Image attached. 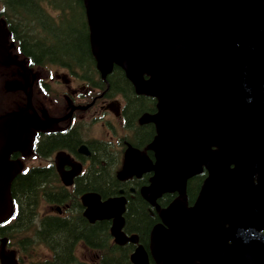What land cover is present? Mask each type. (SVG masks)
Listing matches in <instances>:
<instances>
[{
  "label": "water",
  "instance_id": "1",
  "mask_svg": "<svg viewBox=\"0 0 264 264\" xmlns=\"http://www.w3.org/2000/svg\"><path fill=\"white\" fill-rule=\"evenodd\" d=\"M84 3L102 77L117 64L138 93L157 99V113L149 117L157 132L150 144L156 161L142 167L153 171L143 198L183 195L186 181L202 165L208 171L192 208L174 202L161 211L162 223L151 232L154 259L190 264L189 245L195 264H264V0ZM6 36L0 24V59L19 65ZM45 127L22 112L0 119L2 195L11 179L5 170L9 152L26 146L30 133ZM134 163L127 157L130 170ZM69 177L62 178L64 184ZM81 202L90 222L112 218L116 243H137L136 235L121 231L124 197L102 202L98 194L86 193ZM0 260L16 264L3 250ZM130 261L149 264L141 244Z\"/></svg>",
  "mask_w": 264,
  "mask_h": 264
},
{
  "label": "flooded vegetation",
  "instance_id": "2",
  "mask_svg": "<svg viewBox=\"0 0 264 264\" xmlns=\"http://www.w3.org/2000/svg\"><path fill=\"white\" fill-rule=\"evenodd\" d=\"M20 64L23 67L0 60V119L13 112H22L29 118L41 120L46 124V127L44 130L37 129L32 131L30 135L28 134L30 144L25 148L26 150L14 149L9 153L8 161L11 164L8 169L12 177L7 190L3 192L5 197L0 192V252L4 250V253H13L17 264L21 259L16 249L17 246L24 249L33 244V227L35 223L40 226V220L35 217L30 220L31 225L26 224L23 227H16L15 221L19 212V201H16L12 196V184L16 181L15 179L34 170L44 171L40 176L41 185L37 188L36 196L39 195V192H42V194L49 197V200L57 202L60 209H53L59 218L69 219L74 211L76 215H80L89 224V220L82 214L85 209L81 202L82 195L96 193L100 195L102 201L114 196H124L127 199L126 208L130 198H133L136 194L140 196V189L148 184L151 173L150 171H143L136 175L127 171L126 165H124L125 158L128 156L137 160L139 166L140 160L138 161V159L141 157H145L153 163L154 153L148 148V145L156 136L154 123L147 120L148 116L156 113V102L153 98L143 95L146 97L143 100L145 105L147 104V108L140 115L130 118L128 121L129 112L127 114V107H125L127 104L126 95L118 90L110 92L108 90L109 85L101 92H95V89L91 90V88L82 86L80 70L77 69L79 63H73V66L71 63H67L68 65L59 63L58 67L48 68V70L42 67H34V63ZM26 76H28L30 83L27 91L25 90ZM3 89L5 92L15 93L21 99V94H23V106L20 107L17 104L18 99L16 98L15 101L12 100L13 106L10 109L2 111ZM14 89L15 92H13ZM27 96H30L29 104H27ZM151 103H153L152 107L149 106ZM107 115H109V118H107ZM97 121L106 129V137H99L90 132V128ZM115 124H118V126ZM143 126L151 127L152 131L147 140L141 141L143 132L140 128ZM99 143L105 145L109 157L104 154L98 156ZM98 160L101 161V166H108L110 177L117 181L115 189H110L104 194L96 189L77 190V184L83 175L90 170H98ZM12 163L17 166L11 170ZM134 169L135 171L139 170L138 167ZM72 173L71 184L65 186L62 183V177L67 180L69 174ZM206 175L207 172L203 170L201 174L188 180L190 182L198 177L199 187L192 198L187 193L186 188V196L188 195L187 207L194 204ZM255 182L256 175L253 177V183ZM168 195L170 194L157 199L154 205L145 202V211L149 216H156V219L148 230L147 239L143 241L144 243L141 242L139 235L136 233L139 242L148 252L149 264H158L149 251L150 237L152 227L161 222L158 208H163L170 202ZM175 197L176 194H172L171 200ZM11 199L16 204L15 212ZM48 206L52 207L50 204ZM125 215L126 211L123 214V231L125 234L130 235L132 232L126 231ZM95 222L102 223L104 229L108 231L105 244L108 245L109 243L114 246L115 244H113V239L110 236L112 219H95L93 223ZM20 228H24V230L20 231ZM23 232H29L31 236L21 237L20 235ZM261 232L264 236V227ZM82 241L84 242V240ZM111 246L110 248H112ZM115 246L119 249L126 248V255L129 258L136 245L126 242ZM87 248L84 246V249ZM91 248V251L95 252L94 259L99 256L102 258L105 254L104 248H101V246ZM187 252L192 258L191 264H194L193 248L187 247ZM78 260L77 257L75 264L78 263Z\"/></svg>",
  "mask_w": 264,
  "mask_h": 264
},
{
  "label": "trees",
  "instance_id": "3",
  "mask_svg": "<svg viewBox=\"0 0 264 264\" xmlns=\"http://www.w3.org/2000/svg\"><path fill=\"white\" fill-rule=\"evenodd\" d=\"M1 3L0 18L10 33V40L18 45V53L23 59L35 65L79 63L77 68L81 70L82 78L85 80L88 78L89 82H93L98 73L91 52L89 23L83 0H1ZM45 34L54 38L45 39ZM107 78L110 92L118 90L126 95L128 121L147 108L143 100L145 96L134 92L132 85L119 68L114 67ZM98 80L96 86L105 87L104 83ZM149 106L152 107L153 103ZM140 130L143 132L141 141L147 140L152 128L143 126ZM97 153L98 156L101 154L110 156L102 143L98 144ZM100 164L101 161L98 160V170H90L80 178L77 190L96 189L104 194L110 189H115L117 181L110 177L108 166ZM43 173L44 171L34 170L27 175L19 176L12 184V196L19 201L16 227L31 225L30 220L35 216V206L39 198L36 191L41 185L40 176ZM195 178L186 186L191 198L199 187L198 177ZM168 196L171 201L172 195ZM144 204L145 201L138 194L134 195L128 200L125 215L126 231L137 233L141 242L147 239L148 230L156 219V216L148 215ZM23 230L24 228H20V231ZM35 235L52 252L50 259L36 264H73L77 262L73 254L77 242L82 239L90 247L104 248L107 229H104L100 222L87 224L80 215L69 219L45 216L40 219V226L38 230L36 229ZM111 247L110 250L104 249L105 254L100 264H131L126 255V248L119 249L115 245Z\"/></svg>",
  "mask_w": 264,
  "mask_h": 264
},
{
  "label": "rangeland",
  "instance_id": "4",
  "mask_svg": "<svg viewBox=\"0 0 264 264\" xmlns=\"http://www.w3.org/2000/svg\"><path fill=\"white\" fill-rule=\"evenodd\" d=\"M0 7H1V0H0ZM44 38L45 39H49V38L53 39L54 37L50 36L49 34H45ZM45 59H49V58H45ZM2 94H3V96L1 99L2 100L1 109L3 111L5 109H10L13 106L12 100L14 99V94L12 92H5L4 89H3ZM10 98H11V100H10ZM23 103H24V101L22 99L18 102L19 106H21V107H22ZM107 118H109V115H107ZM99 121H97L96 123H94L92 125V127L90 128V132H93L95 135H97L99 137L100 136L106 137L107 136L106 135V129L101 126V123ZM112 123H114V122H112ZM115 125L118 126V124H115ZM123 172H125V171H123ZM37 211H38V215L41 216V215L49 214L50 212H54V209L51 208L50 206H48L47 204H45L44 200L41 199L37 205ZM20 236L21 237H30L31 234L29 232H23V233H21ZM16 249H17V252L20 254V257H21L20 263L21 264H30L31 262L44 261V260L49 259L51 256L50 251L46 247H44L42 244H31L28 246V248H24V249L17 246ZM75 254L82 261H85L89 264H95L96 263V262H94L96 260V258L94 259L95 252L89 251L87 249H83L81 244H79L75 248Z\"/></svg>",
  "mask_w": 264,
  "mask_h": 264
}]
</instances>
